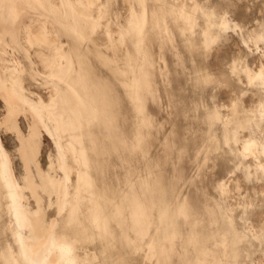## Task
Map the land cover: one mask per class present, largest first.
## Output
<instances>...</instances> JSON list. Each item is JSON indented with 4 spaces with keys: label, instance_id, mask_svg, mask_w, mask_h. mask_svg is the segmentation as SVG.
Listing matches in <instances>:
<instances>
[{
    "label": "bare ground",
    "instance_id": "1",
    "mask_svg": "<svg viewBox=\"0 0 264 264\" xmlns=\"http://www.w3.org/2000/svg\"><path fill=\"white\" fill-rule=\"evenodd\" d=\"M0 99V264H264V0H0Z\"/></svg>",
    "mask_w": 264,
    "mask_h": 264
},
{
    "label": "rangeland",
    "instance_id": "2",
    "mask_svg": "<svg viewBox=\"0 0 264 264\" xmlns=\"http://www.w3.org/2000/svg\"><path fill=\"white\" fill-rule=\"evenodd\" d=\"M257 15H258V12H256L253 9L250 10L249 11V16L250 17L247 19V24L248 25H251L254 22V20H255V16H257ZM170 57L171 56L169 54L168 55V58H170ZM42 71H44V72H48L49 71L50 72L51 70L48 67L43 66L42 67ZM172 90L173 89H171V91ZM155 104L156 103H154V102H150L149 103V107L154 112H158L159 111V106L157 104L156 105ZM3 113H4V109H3V106H2V101L0 99V120L3 117ZM19 121H20L21 125L23 126V121L24 120H23L22 117L20 118ZM0 137H1V139L3 141V144L5 145L8 153L11 156V159H12V162H13V166L15 167V171L17 173H19L20 172L19 161H18V158H17V156L15 154V150H14V144H15V142H14V136L9 131H0ZM42 137H43V149H42V152H41V162H42L43 166H45L46 163H47V152L49 150H53V144H52L51 139L49 138V136L47 135V133L45 131L42 132ZM203 219H204V214L201 215V216H199V221H200L199 225L200 224L203 225V227L205 229V222H204Z\"/></svg>",
    "mask_w": 264,
    "mask_h": 264
}]
</instances>
